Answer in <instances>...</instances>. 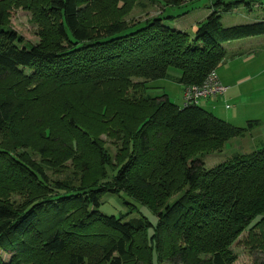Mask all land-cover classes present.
<instances>
[{
	"label": "trees",
	"instance_id": "16d2710c",
	"mask_svg": "<svg viewBox=\"0 0 264 264\" xmlns=\"http://www.w3.org/2000/svg\"><path fill=\"white\" fill-rule=\"evenodd\" d=\"M142 1L0 0V264H234L245 231L264 253V146L201 161L260 122L237 128L150 93L164 79L200 85L224 43L264 35V20L224 27L249 3L210 0L193 38L159 15L127 32ZM13 9L31 14L37 44L12 29ZM119 193L156 223L100 212Z\"/></svg>",
	"mask_w": 264,
	"mask_h": 264
},
{
	"label": "rangeland",
	"instance_id": "374dc122",
	"mask_svg": "<svg viewBox=\"0 0 264 264\" xmlns=\"http://www.w3.org/2000/svg\"><path fill=\"white\" fill-rule=\"evenodd\" d=\"M142 2L143 5H136L126 17V21L130 25L138 22L134 26H130L127 32H131L141 26L146 19L159 15L166 18L164 20L166 25L172 29L185 32L193 38L197 24L205 20L209 14L207 7L210 4V0H190L180 7H163L159 4H150L146 0ZM246 2L249 4L240 3L231 11L222 14L221 23L224 27L264 20V0H253L252 2L247 0ZM10 24L12 29L21 35L25 42L28 44L38 43L37 26L32 23L29 12L22 9H13L11 11ZM237 41L241 43L238 47L245 45L243 49L247 48L246 51L252 47L255 50V54L250 50L238 58H233L231 51L237 45L235 43L238 42L224 43L228 50H226V56L222 61L224 64L218 67L217 73H223L222 76L225 79L229 78L231 72L236 74L242 72L252 77L249 82L235 88L234 92H228L224 99H215L218 101V113L217 111L214 113L216 118L225 122H228L227 118L232 116H243L240 121L228 122L237 128H246L249 120H257L260 125L246 132L242 138H234L228 141L221 152L202 157L201 161L205 168H211L225 162L235 155L249 154L264 146V35ZM248 55H255V59L252 61L248 59L247 62H244V58ZM225 62L230 66L223 68ZM150 86L153 88L150 92L153 96L164 93L174 105L179 108L183 107L184 89L182 85L171 79H164L152 82ZM233 93H236V95ZM210 101L214 100L211 99ZM199 102V106L204 107L202 100ZM225 104L229 106L228 109L225 108ZM107 146L110 148L112 155H114L116 148L109 141H107ZM58 177L60 176L58 175L55 178ZM99 210L106 215L122 217L125 221L131 218L145 217L151 223H156V217L148 209L123 193L105 195L101 200ZM257 245L255 240L252 241L248 237L247 231L241 234L231 247L237 258L234 264H259L264 261V253ZM2 257L4 261L9 259L7 255Z\"/></svg>",
	"mask_w": 264,
	"mask_h": 264
},
{
	"label": "crops",
	"instance_id": "0c3cea01",
	"mask_svg": "<svg viewBox=\"0 0 264 264\" xmlns=\"http://www.w3.org/2000/svg\"><path fill=\"white\" fill-rule=\"evenodd\" d=\"M248 38H251V37H248ZM243 39H247V38H242V39H238V40H243ZM233 41L238 42L237 40H233ZM228 43L231 44V41L227 42V44ZM235 44H237V45H235V47L232 48L233 51H231L233 58H238L239 56H242L244 53H246V52H248L250 50L253 52V54H255V52H254L255 50L252 47L251 48H248V51H246L247 48L243 49L245 45H242L241 47H238V46L241 45V43L238 42V43H235ZM224 48H225V50H228L227 47L224 46ZM248 59H251L250 61H252L253 59H255V55H252V56L251 55H248L247 57L244 58L243 61L244 62H247ZM221 64H224V62H222ZM227 66L229 67L230 65H228V63L225 62V65L223 66V68L224 67H227ZM215 72L217 73L218 71L215 70ZM226 73H228V72H226ZM222 74L221 73H219V74L217 73V77H218V80L221 83V85L223 87H225V89H226L225 92L223 93V95L216 96V97H212V98H209V99H203L202 100V104H204V107H202V108H204L208 112L212 113L213 115H215V113H214L215 111H217V113H218V110H217L218 101L215 100V99H220V100H221V98L224 99L225 98V95L228 92H231V93L234 92L235 88H238L240 85L249 82L250 79H251V77H252L251 75L250 76L247 75V74L245 75L242 72L241 73L239 72L238 74L231 72V74H229V78L225 79L222 76ZM253 77H254V75H253ZM233 94L236 95V93H233ZM211 99H213L214 101H210ZM198 105H200V102L198 103ZM225 108L228 109L229 106L227 104H225ZM242 118H243V116H241V117L232 116L231 118H227L228 119L227 121L228 122H230V121H235L236 122V121L242 120ZM230 123H232V122H230Z\"/></svg>",
	"mask_w": 264,
	"mask_h": 264
},
{
	"label": "built area",
	"instance_id": "2783aa9c",
	"mask_svg": "<svg viewBox=\"0 0 264 264\" xmlns=\"http://www.w3.org/2000/svg\"><path fill=\"white\" fill-rule=\"evenodd\" d=\"M225 87L221 85L217 74L210 72L200 85L187 86L183 90V106L198 105L199 101L219 96L225 92Z\"/></svg>",
	"mask_w": 264,
	"mask_h": 264
}]
</instances>
